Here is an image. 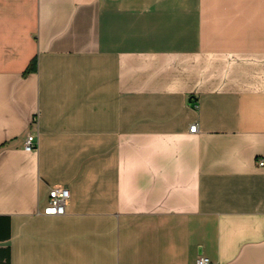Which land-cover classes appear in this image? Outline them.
I'll return each instance as SVG.
<instances>
[{"label":"crops","instance_id":"0c3cea01","mask_svg":"<svg viewBox=\"0 0 264 264\" xmlns=\"http://www.w3.org/2000/svg\"><path fill=\"white\" fill-rule=\"evenodd\" d=\"M261 160L264 0H0V264H264Z\"/></svg>","mask_w":264,"mask_h":264},{"label":"built area","instance_id":"2783aa9c","mask_svg":"<svg viewBox=\"0 0 264 264\" xmlns=\"http://www.w3.org/2000/svg\"><path fill=\"white\" fill-rule=\"evenodd\" d=\"M198 124L194 123L191 126V131H196ZM36 133L29 132L26 136L25 147L27 149L36 147ZM264 160H261V164ZM71 195V191L66 185H54L49 190L48 204L44 209V213L48 215H62L66 213V203ZM196 264H211V259L206 255H201L196 261Z\"/></svg>","mask_w":264,"mask_h":264}]
</instances>
